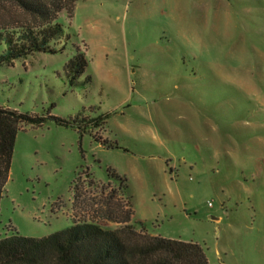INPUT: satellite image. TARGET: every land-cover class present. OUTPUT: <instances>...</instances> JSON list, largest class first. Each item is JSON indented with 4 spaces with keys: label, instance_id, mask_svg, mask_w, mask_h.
I'll return each mask as SVG.
<instances>
[{
    "label": "rangeland",
    "instance_id": "obj_1",
    "mask_svg": "<svg viewBox=\"0 0 264 264\" xmlns=\"http://www.w3.org/2000/svg\"><path fill=\"white\" fill-rule=\"evenodd\" d=\"M58 21V52L0 63V105L109 117L83 136L24 125L0 237L116 228L108 201L124 200L137 228L199 242L211 264H264V0H78ZM78 48L88 67L73 82Z\"/></svg>",
    "mask_w": 264,
    "mask_h": 264
},
{
    "label": "trees",
    "instance_id": "obj_2",
    "mask_svg": "<svg viewBox=\"0 0 264 264\" xmlns=\"http://www.w3.org/2000/svg\"><path fill=\"white\" fill-rule=\"evenodd\" d=\"M77 2L0 0L1 8L16 7L30 19L18 18L11 9L0 13V44H6L0 63H15L16 59L38 51L58 52L60 49L54 42L68 37L63 24L58 21L59 13L65 9L69 17H73ZM66 67L73 76V82L86 71L88 61L80 48L68 60ZM108 117L109 114L97 118L76 116L68 120L53 114L41 116L0 105V212L17 135L25 124L39 126L53 118L62 125L78 128L83 136L92 127H103ZM96 139L110 147L113 144L102 136ZM109 171L120 180L126 179L112 168ZM124 203L128 204L124 200L108 201V218L122 224L116 228L84 221L42 237L20 233L0 237V264H211L199 242L156 235L145 228H137L131 223L135 212L133 205L126 208Z\"/></svg>",
    "mask_w": 264,
    "mask_h": 264
}]
</instances>
